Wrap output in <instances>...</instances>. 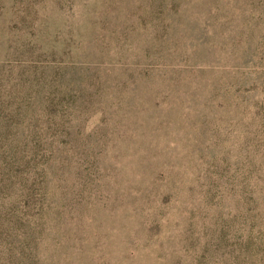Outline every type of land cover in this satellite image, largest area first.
Returning <instances> with one entry per match:
<instances>
[{
    "label": "rangeland",
    "instance_id": "374dc122",
    "mask_svg": "<svg viewBox=\"0 0 264 264\" xmlns=\"http://www.w3.org/2000/svg\"><path fill=\"white\" fill-rule=\"evenodd\" d=\"M0 264H264V0H0Z\"/></svg>",
    "mask_w": 264,
    "mask_h": 264
}]
</instances>
